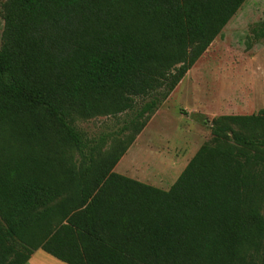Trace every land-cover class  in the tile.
<instances>
[{"label": "trees", "instance_id": "1", "mask_svg": "<svg viewBox=\"0 0 264 264\" xmlns=\"http://www.w3.org/2000/svg\"><path fill=\"white\" fill-rule=\"evenodd\" d=\"M246 1L3 2L0 264H264V108L214 118L167 190L114 171L128 145L86 157L75 126L155 112Z\"/></svg>", "mask_w": 264, "mask_h": 264}, {"label": "rangeland", "instance_id": "2", "mask_svg": "<svg viewBox=\"0 0 264 264\" xmlns=\"http://www.w3.org/2000/svg\"><path fill=\"white\" fill-rule=\"evenodd\" d=\"M4 1L0 0V47ZM263 21L264 0H247L169 98L142 120L135 114L146 98H136L134 108L124 113L78 118L75 126L89 146L86 157L93 153L95 161H101L128 145L116 172L169 189L210 141L214 118L250 115L264 108V39L257 36ZM75 159L84 168L77 152ZM27 264L66 263L40 249Z\"/></svg>", "mask_w": 264, "mask_h": 264}, {"label": "crops", "instance_id": "3", "mask_svg": "<svg viewBox=\"0 0 264 264\" xmlns=\"http://www.w3.org/2000/svg\"><path fill=\"white\" fill-rule=\"evenodd\" d=\"M117 167V166H116ZM114 171H116L115 170V168H114ZM118 173H120V174H122V175H125V176H128V177H130V178H133V179H136V178H134V177H132V176H129V175H127V174H124V173H121V172H118ZM136 180H139V179H136ZM139 181H142V180H139ZM142 182H144V181H142ZM33 256V255H32ZM31 259H32V257H31ZM30 261V260H29ZM28 261V262H29Z\"/></svg>", "mask_w": 264, "mask_h": 264}]
</instances>
